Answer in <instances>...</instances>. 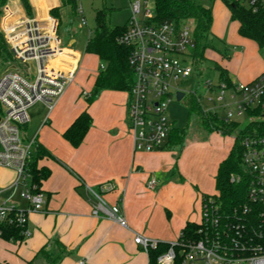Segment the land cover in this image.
Listing matches in <instances>:
<instances>
[{"label":"built area","instance_id":"2783aa9c","mask_svg":"<svg viewBox=\"0 0 264 264\" xmlns=\"http://www.w3.org/2000/svg\"><path fill=\"white\" fill-rule=\"evenodd\" d=\"M243 2L254 12L264 10V0ZM79 12L83 14L81 9ZM130 12L126 29L118 38L120 45L130 49L129 65L134 73L129 92L128 131L137 152L151 153L163 149L169 139L172 125L167 109L177 94L184 92L179 90L178 82L191 78L195 72L196 42L194 31L191 33L185 23L157 22L155 9H151L147 0L131 1ZM4 13L0 28L12 58L3 61L6 69L0 75V167L13 170L16 180L0 192L11 194L0 202V225L16 226L26 238L31 235L29 214L43 213L45 199L33 183L30 168L36 140L24 137L22 130L29 125V111L35 105L40 103L49 112L54 110L74 84L78 66L65 72L55 65L68 52L62 46L55 18L38 20L24 15L12 20L15 11L9 5ZM204 87L214 107H202L204 111L219 116L217 110L222 109L226 122L238 123L237 117L243 116L248 117L249 123L264 120V72L247 84L228 85L221 81L215 87L206 81ZM252 112L258 115H251ZM242 145V173L230 177L232 184H246L241 202L228 209L219 192L203 196L200 220L194 223L195 235L181 232L157 264H264V137L248 135ZM157 185L153 178L148 189L155 190ZM87 191L95 200L93 217L127 227L119 204H110L101 190L94 187L87 186ZM17 193L29 203V209L11 202ZM134 242L146 252L158 245L141 236Z\"/></svg>","mask_w":264,"mask_h":264},{"label":"crops","instance_id":"0c3cea01","mask_svg":"<svg viewBox=\"0 0 264 264\" xmlns=\"http://www.w3.org/2000/svg\"><path fill=\"white\" fill-rule=\"evenodd\" d=\"M30 1L38 20H46L50 11L59 5V0ZM12 2L11 6L18 11L14 19H18L23 13L22 7L18 0ZM76 45L74 38L69 40L62 62H55L65 72L78 66L74 84L53 111L49 112L44 106L49 119L36 134L26 137L36 140L50 154L38 163L39 169L50 172L41 188L45 211L29 214V237L20 241L0 237V264H47L42 250L54 255L63 253L61 264L81 261L85 264H149L148 252L135 244V238L141 236L152 242L171 244L179 239L188 223H197L201 198L216 192L218 168L233 145L232 140L222 155L227 147L226 137L218 133L210 135L213 141L210 139L204 147L213 142L221 145L218 165L213 169L211 166L199 177L194 174L191 184H180L179 181L187 179L190 173L188 150L137 152L128 133L129 93L105 91L89 105L84 94L89 95L93 90L99 71L93 73L89 69L86 77H79L85 57ZM86 55L100 61L95 55ZM85 111L92 116V127L81 146L74 148L63 134ZM176 153L181 154L176 158ZM153 178L158 185L150 190L148 183ZM210 178H215V192L211 194L205 190ZM15 180L13 170L0 167V192ZM87 186L101 190L110 204L120 205L127 227L92 216L95 200ZM10 196V193H0V202ZM11 202L21 209H29V203L20 193L12 196Z\"/></svg>","mask_w":264,"mask_h":264},{"label":"trees","instance_id":"16d2710c","mask_svg":"<svg viewBox=\"0 0 264 264\" xmlns=\"http://www.w3.org/2000/svg\"><path fill=\"white\" fill-rule=\"evenodd\" d=\"M9 0H0V24L4 14V8ZM73 13L80 15L78 1L64 0ZM214 1V0H212ZM230 10V17L233 22L238 24V33L244 39L255 42L261 49H264V10L254 12L248 8L243 0H223ZM27 16L35 17V11L29 0H20ZM155 9V20L157 22L173 21L181 25L187 21L194 22V38L196 48L193 51V57L197 65L207 61V51L211 50L209 41L214 19L213 10L197 3L196 0H153ZM113 9L104 7L96 13V29L94 35L86 44L85 53L95 55L104 66L100 69L93 90L87 95L89 105L93 104L105 91L130 92L133 87L134 73L129 65L130 49L118 43V38L123 34L125 27H113L111 25V12ZM50 15L60 23L58 11L53 10ZM72 24V23H70ZM0 58L2 61L11 59L0 28ZM221 81L228 85L232 84L229 73L226 69L220 68ZM251 115H258V112H252ZM190 118L197 116L203 123L207 132L211 135L218 133L223 137H234L233 145L228 157L220 164L216 176V191L221 194L225 208H232L241 202L240 197L245 195L246 184H232L230 177L233 174L242 173V142L248 135H257L264 137V120H256L245 127H241L236 122H226L220 116L214 113L206 112L202 108L198 99L193 100V106L190 111ZM93 119L89 112H83L74 123L64 132L63 138L68 141L72 147L78 148L83 143L86 135L92 127ZM188 132L184 128L172 127L169 139L163 150L181 151L187 140ZM50 154L36 142L33 156L30 162V168L33 177V183L37 190L41 191L43 182L46 181L50 172L45 169H39L38 163ZM207 196V195H204ZM2 238L12 241H20L25 237L22 230L10 224H1ZM182 232L188 235H195L196 226L194 223H188ZM170 244L158 243L155 249H149V264H157L158 258L166 253ZM47 260V264H61L64 254L54 255L42 252Z\"/></svg>","mask_w":264,"mask_h":264},{"label":"rangeland","instance_id":"374dc122","mask_svg":"<svg viewBox=\"0 0 264 264\" xmlns=\"http://www.w3.org/2000/svg\"><path fill=\"white\" fill-rule=\"evenodd\" d=\"M12 1L16 0H9L7 5H14ZM18 1L22 7L20 0ZM131 1L133 0H79L78 6L83 14L77 17L64 0H59V5L50 11V13L53 10L58 11V19L60 20V23H58V35L61 38L62 46H65L69 40L74 38L77 41L76 47L84 54L85 61L80 65L79 77H86L89 69H92L93 73L95 70L100 71L101 69L100 61L84 53V47L87 41L93 37L96 29L95 18L97 11L104 7L113 9L110 17L111 25L113 27H125L131 18ZM147 1L150 2V7L154 10L153 0ZM196 1L198 4L213 10L214 25L209 38L211 50L207 51L208 60L202 64L195 65V72L191 78L178 82L179 90L187 92V94H185V97L181 101L175 98L167 109L170 125L175 128H184L188 132L187 140L181 151L186 148L189 152L186 155L188 156L189 154L190 173L188 172L187 179L179 181L180 184H191V177L194 174L199 177L211 166L213 169L214 165H218L221 159L217 156L221 155L218 154L222 149L220 148L221 145L213 142V144L210 143L204 147V144L211 139L210 134L197 116H193L192 118L189 116L194 99H198L204 109H214L213 104L208 100V93L204 87V83L211 81L215 87L219 86L221 83L220 68L226 69L230 77L238 84L250 83L264 71V49H261L255 42L244 39L239 35L238 24L231 20L227 4L223 0ZM29 3L31 4L30 0ZM22 10L21 17H24L27 14L23 7ZM14 11L18 13L16 9ZM3 17H6L5 13ZM83 20L86 21L85 25H83ZM185 24L190 28L192 33L194 31V22L187 21ZM5 69L6 67L0 58V75ZM217 113L221 118H224L226 115L222 109H218ZM29 116L31 123L22 130L24 137L36 134L41 129L43 122L45 123L49 119L50 115L44 105L39 103L30 109ZM237 122L241 127H245L249 123V119L247 116L237 117ZM232 140H234V137L224 138L227 147L224 148L222 155L226 153V149H229ZM166 141L168 142V138ZM179 154L181 153H176V158ZM214 180L215 178L208 180V185L205 188L206 193L211 194L215 192ZM193 190L196 194L199 193L194 187ZM182 197L184 200V196Z\"/></svg>","mask_w":264,"mask_h":264},{"label":"water","instance_id":"95a60500","mask_svg":"<svg viewBox=\"0 0 264 264\" xmlns=\"http://www.w3.org/2000/svg\"><path fill=\"white\" fill-rule=\"evenodd\" d=\"M184 97H185L184 92H179V93L177 94V100H178V101H181Z\"/></svg>","mask_w":264,"mask_h":264}]
</instances>
